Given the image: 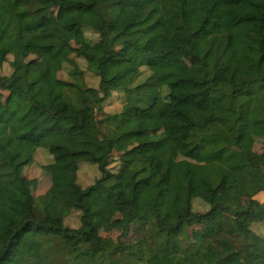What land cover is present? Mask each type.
I'll return each instance as SVG.
<instances>
[{"label":"trees","instance_id":"obj_1","mask_svg":"<svg viewBox=\"0 0 264 264\" xmlns=\"http://www.w3.org/2000/svg\"><path fill=\"white\" fill-rule=\"evenodd\" d=\"M8 1L0 127L30 152L14 164L0 153V200L14 184L23 197L0 264H40L22 251L29 235L42 264H218L192 225L252 264L264 250V135L256 161L237 124L264 128V0ZM172 17L185 45L162 34Z\"/></svg>","mask_w":264,"mask_h":264},{"label":"rangeland","instance_id":"obj_2","mask_svg":"<svg viewBox=\"0 0 264 264\" xmlns=\"http://www.w3.org/2000/svg\"><path fill=\"white\" fill-rule=\"evenodd\" d=\"M0 8L4 10L10 9L11 4L8 0H0ZM161 31L162 34L165 36L175 35L178 40H180V42L185 45L187 34L178 18L172 17L167 20L161 26ZM193 69H197V66L193 65ZM193 69L189 70L187 76L199 79L200 76L191 73ZM61 118L62 117L57 118L55 123L58 124V121ZM71 123V119H67V121L61 119L60 121V124L65 128H68ZM237 126L240 128L241 131L245 132L248 135L247 142L252 150V156L254 157V159L256 161H261L259 152L260 146L259 143L256 142L255 136L264 135L263 125L259 123L250 124L246 122H241L237 124ZM138 139L139 138L137 136H130L127 137L126 141L135 142ZM29 152V147L22 142L17 144L9 143L7 131L0 127V153L5 159L11 161L12 164L18 163L23 161L25 157L29 154ZM18 187V184H14L10 189L8 199L3 202L0 201V233L2 231H5L10 218L21 211V202L23 200V197ZM59 191L63 200L69 201L72 194L74 193L72 180L68 177H63L61 179V182L59 183ZM227 197V190L225 188V184L223 183L221 187L218 188L217 199L221 205H225ZM256 199H258L264 206V192L258 193L256 195ZM162 215L165 220L169 223H176L174 210L169 203L165 204L162 207ZM186 230L188 232L193 233L195 239L209 245L210 253L218 258V264H241V260L238 259L237 256L234 254V244L228 236L223 234H214L211 239H203L200 236V231L202 229L198 225L186 227ZM24 240L26 241L22 243V251L26 254H29L35 262L42 264L45 261L44 247L40 245L31 235L27 236ZM1 247L2 243L0 240V250ZM252 253V264H264V250L261 252L253 251ZM174 259H176V257H163L157 255L153 259H151L149 264H172L174 262Z\"/></svg>","mask_w":264,"mask_h":264},{"label":"clouds","instance_id":"obj_3","mask_svg":"<svg viewBox=\"0 0 264 264\" xmlns=\"http://www.w3.org/2000/svg\"><path fill=\"white\" fill-rule=\"evenodd\" d=\"M1 201V200H0ZM6 201V200H5ZM1 202H3V201H1Z\"/></svg>","mask_w":264,"mask_h":264}]
</instances>
